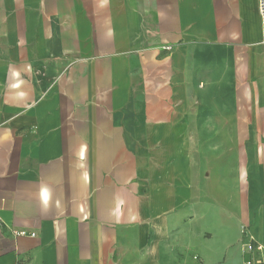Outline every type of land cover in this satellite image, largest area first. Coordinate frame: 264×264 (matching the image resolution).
I'll use <instances>...</instances> for the list:
<instances>
[{"label": "crops", "instance_id": "0c3cea01", "mask_svg": "<svg viewBox=\"0 0 264 264\" xmlns=\"http://www.w3.org/2000/svg\"><path fill=\"white\" fill-rule=\"evenodd\" d=\"M19 15L26 17L27 38L36 48L31 47L29 58L39 55L42 62L53 65L46 70V85L36 76L30 84L22 75L11 76V82L9 76H0V264H245L254 255L243 248L246 238L241 222H247L253 242L264 246V201L257 202L264 192L262 168L251 176L249 194L255 195V201L244 216L236 203L225 216L221 198L208 211L199 204L193 208L174 205L175 197L171 203L167 193L166 201L151 195L148 210L141 202L129 215L116 209L108 189V172L124 158L125 149L121 129L106 115L107 103L96 105L99 122L90 128L83 121L70 124L58 119L54 96L65 80L74 81L67 90L78 101L89 92L108 95L114 86L113 105L118 108L112 113L118 112L124 105L121 88L117 81H109L129 72L128 57L135 54L137 58V46L162 39L173 52L167 58L166 52L161 54L164 62L169 59L161 66L175 67L174 87L180 96L182 87L193 84L189 70L199 64V51H205L206 64L214 63L216 53L221 63L238 68L235 87L227 86L231 108H249L242 109L252 115L246 127L251 123V128L262 129L264 32L258 0H0V20L4 18L0 23L11 33ZM16 45L10 46L12 57L22 68L27 57L15 54ZM142 56L139 61L147 65L150 53ZM55 72L60 73L58 87ZM154 82L156 87L164 86ZM158 97L157 93L148 96L154 105L151 110L160 104ZM171 128L164 132L170 134ZM172 144L169 141L167 152ZM82 155L88 157L83 167L77 159ZM171 157L156 164L167 167L168 178L176 172L175 179L168 180L182 184L189 166ZM180 164L184 167L177 171ZM92 168L96 182L102 183L95 196L94 182L87 178ZM117 171L118 180L123 181ZM245 172L249 178L247 167ZM232 190L237 196L236 185ZM144 215H151L154 230L149 240L148 232L139 231V256L131 260L129 218L135 216L141 222ZM230 228H234L232 241ZM205 232L210 237L201 235Z\"/></svg>", "mask_w": 264, "mask_h": 264}, {"label": "rangeland", "instance_id": "374dc122", "mask_svg": "<svg viewBox=\"0 0 264 264\" xmlns=\"http://www.w3.org/2000/svg\"><path fill=\"white\" fill-rule=\"evenodd\" d=\"M21 16L19 15V25L16 21L15 33H11L10 29L0 23V76H9L8 82H11V76L22 75V79L27 84L31 83L32 76H36L40 84L46 85V70L53 63L42 62V57L39 55L34 59L33 56L29 58V53L36 48L30 40L31 37L27 38L26 17L23 20ZM3 21L4 18L0 20V22ZM98 24L102 25L101 22ZM94 29L97 28L94 27ZM13 43L18 44L15 54L27 57L22 68L18 62L14 63L13 52L10 49ZM32 46L34 49H31ZM137 49H139L135 51L138 52L137 58L135 54L128 57L132 63L129 72L119 80L112 78V81H109L111 83L115 81V84L117 81V85L121 88L120 101L124 105L118 112L112 113L113 108H118L113 105L111 89L114 86L109 85L108 95L97 91L94 96H91L92 93L89 92L83 100L78 101V98L67 90V85L74 81L65 80L66 83L64 85L61 83L54 94L58 103V119L68 120L70 124L83 121L85 126L88 125L90 128L98 124L97 116L101 114L96 105L107 103L106 115L113 120V125L121 129L122 146L125 149L124 158L118 160V164H112L113 169L107 176L110 182L108 185L110 198L116 200V209L126 210L131 215L133 211L139 209L138 204L142 202L148 210L147 207L151 206V195L158 194L159 201L162 198L166 201L167 193L169 201L172 203V198L175 197L174 205L180 207L193 208L199 204L202 206L201 209L209 211L210 208L212 211L217 203L216 200L221 198L225 216L231 212L229 208L233 203L238 204L241 216L249 213V205L251 206L255 201V195L249 194L251 176L255 174L257 168L264 170V128L259 130L251 128V123L247 128V121L249 122L252 115L242 113V109L249 108L240 106L231 108L230 106L232 97L227 86L235 87L234 80L237 78L238 68L221 63V57H216V53L214 63L206 64L205 51L200 49L199 64L189 70L193 84L182 87L183 94L180 96L177 88L174 87L178 79H176L175 67L161 66L169 62V59L164 62V56L161 54L166 52L165 57H171L173 47L165 40L154 38L146 43L144 41L143 46H137ZM148 53H150V60L147 65L146 63L142 65L139 60L143 58L142 55ZM31 59L34 61L33 64L30 63ZM18 70L23 73L16 72ZM56 72L53 74L54 85L58 87L60 73ZM155 79L160 85L164 82V86L156 87ZM185 79L187 80L186 77ZM153 93L158 94L160 104L155 105L156 108L151 110L154 105L147 98ZM226 95L230 98H225ZM228 103L229 105L226 106ZM228 110L230 115L226 114ZM151 120H154V124ZM243 126L246 128L238 129ZM166 127H173L168 135L164 132ZM233 127L237 128L232 129ZM171 140L173 144L177 141L174 145L172 144L174 150L167 152V144ZM169 154L172 155V160L176 157L181 158L187 164L186 166H189L187 174L181 178L184 181L182 184L171 182L177 176L176 172L168 178L167 167H162L160 163L156 164L158 160L169 157ZM77 159L82 167L88 163L87 156L82 155ZM182 167L184 166L180 164L177 171H180ZM246 167L249 178L246 177ZM118 169L123 175V181L118 180ZM87 178H91L94 182L93 195L95 196L101 189L102 183L96 182L94 168L91 172L88 171ZM170 178L171 180H168ZM155 180L159 182L156 183ZM235 185L237 196L232 190ZM260 200L264 201V192L261 193L257 202ZM136 219L135 216L129 218L127 228L131 260L139 256L136 237L139 231L144 229L148 232L149 240L154 230L151 215H144L141 222ZM240 226L241 231L244 229L245 233L248 232L247 222H241ZM229 230L230 241H232L234 228ZM241 233L243 235V231ZM201 235L210 237L206 232Z\"/></svg>", "mask_w": 264, "mask_h": 264}, {"label": "built area", "instance_id": "2783aa9c", "mask_svg": "<svg viewBox=\"0 0 264 264\" xmlns=\"http://www.w3.org/2000/svg\"><path fill=\"white\" fill-rule=\"evenodd\" d=\"M258 10L259 16H261L262 31L264 32V0H258ZM242 231L243 236L246 238L243 243V248L246 252L250 253V255H254L249 257L245 264H264V246L253 242L252 237L249 234L245 233L246 231L244 229H242ZM20 234L25 233L21 232ZM31 236H34V234H31Z\"/></svg>", "mask_w": 264, "mask_h": 264}]
</instances>
